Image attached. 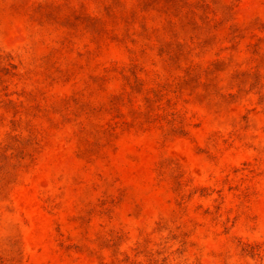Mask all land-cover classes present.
Here are the masks:
<instances>
[{
    "label": "rangeland",
    "instance_id": "374dc122",
    "mask_svg": "<svg viewBox=\"0 0 264 264\" xmlns=\"http://www.w3.org/2000/svg\"><path fill=\"white\" fill-rule=\"evenodd\" d=\"M0 264H264V0H0Z\"/></svg>",
    "mask_w": 264,
    "mask_h": 264
}]
</instances>
